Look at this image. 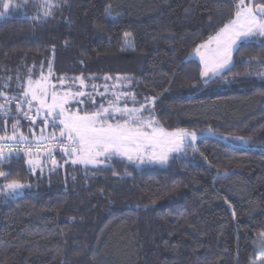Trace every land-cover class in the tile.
Here are the masks:
<instances>
[{"label":"trees","instance_id":"16d2710c","mask_svg":"<svg viewBox=\"0 0 264 264\" xmlns=\"http://www.w3.org/2000/svg\"><path fill=\"white\" fill-rule=\"evenodd\" d=\"M49 3L45 16L33 0H12L0 16V91L19 100L9 79L45 66L68 85L83 76L87 92L118 84L129 108L152 109L144 118L196 132L199 151L94 168L56 156L55 168L35 172L25 158H0V171L11 172L0 184L29 185L0 193V264H264L255 252L264 235V38L240 45L230 71L207 85L191 59L234 17L237 0ZM98 108L87 102L78 112ZM21 116L0 119V136L19 120L18 134L34 141L43 123Z\"/></svg>","mask_w":264,"mask_h":264},{"label":"snow or ice","instance_id":"6c2138e0","mask_svg":"<svg viewBox=\"0 0 264 264\" xmlns=\"http://www.w3.org/2000/svg\"><path fill=\"white\" fill-rule=\"evenodd\" d=\"M12 7V0H0V8L4 10L0 11V16H6ZM44 15H51V12H45ZM257 36L264 37V3L254 4L253 0H237L234 17L224 24L214 36H210L205 43L197 45L195 48V55L199 56L203 66L200 71L202 82L207 85L222 77L225 71H230L233 51L238 50L240 45L250 42ZM124 43L128 47L132 46L127 33ZM46 79V77H42L33 86L32 78L29 76L28 87L23 91L18 101L17 97L9 98L0 91V97H4L5 100V103H0V110H3L6 115L10 111L6 105L17 101V113L22 112L25 119L31 120L29 113L34 107L33 102L35 101L39 105L36 109L37 112L44 110V123L46 125L50 123L53 129H60L59 138L55 131L44 136L42 130V134L38 138L39 141L61 144L60 151L72 157L71 163L74 165L98 167L117 157L125 158L129 162L166 164L173 153L184 152L188 148L194 152L199 151L195 143L198 138L196 132H189L186 129L167 131L158 124L152 115L144 118L143 114L146 111L152 112V109L146 104L140 105L139 108H129L127 105L128 94H124L123 107L119 104L121 96L114 94L115 100H109L107 107L101 104L99 111L90 114L85 112L81 115L79 112H67L65 107L68 104L67 95L58 97L55 90L51 92V102L49 103V91L45 86ZM105 79H111V77H105ZM75 81L79 82L80 89L87 87L83 76L74 78V83ZM65 83L66 81L61 78L60 84L64 85ZM72 87L73 85L70 84L67 91L71 92ZM92 88L95 91L97 86L92 85ZM107 91L108 87L105 86V93ZM105 93H99V95L104 96ZM71 95L73 99L87 96L89 101L95 104V99L90 93L78 89ZM131 98L135 103V97ZM155 99V97L151 98V102L154 103ZM78 102L83 103L84 101L79 100ZM25 103L28 105V112L22 110V105ZM33 123L35 122L33 121ZM18 128L19 120L12 125L10 136H0V140L15 142V147L11 144L0 145V158L10 160L12 154L18 150L24 151L29 156L33 154L32 147L19 149L20 144H30L31 141L22 132L18 134ZM5 148H7V154ZM45 151L48 158L52 159L53 166H56L57 161L52 157V149H45ZM65 162L67 163V161ZM28 163L34 172L36 169L42 170L44 165V161L40 159H29ZM108 166L111 167L110 164ZM10 175V171H0V178L4 180H8ZM113 175H117V173L113 172ZM26 187L29 185L13 179L0 184V193L12 196Z\"/></svg>","mask_w":264,"mask_h":264},{"label":"rangeland","instance_id":"374dc122","mask_svg":"<svg viewBox=\"0 0 264 264\" xmlns=\"http://www.w3.org/2000/svg\"><path fill=\"white\" fill-rule=\"evenodd\" d=\"M35 2H37L40 6V9L41 11H44L47 9V11L49 12L51 10V8L53 7L52 4L49 3V0H33ZM258 38H264V37H259L257 36ZM255 37V38H257ZM125 41V38L122 42V46H123V49L124 50H131L132 47H128L125 45L124 43ZM235 51V50H234ZM233 51V53H234ZM232 53V55H233ZM191 59L199 62V64L201 65V70H202V64L200 63V58L199 56H196L195 55V51L193 52L192 56H191ZM42 77H46L47 79L45 80V86L48 88V91H49V103L51 102V92L53 90H55L58 94V97H64L67 95V98H68V104L65 105L66 109H67V112H71V113H76L78 112V109H82L84 107V105L89 102V99L87 98V96H84V97H77L75 99H73L71 93H74L76 92L78 89L79 90H82L86 93H90L94 99H95V104H99V106L101 104H104L105 107L108 106V101L109 100H115V95H120L121 96V100L119 101V104L121 107L124 106V100H125V93H123L121 90H120V86L118 84H113L111 86H107L108 87V91L105 93V86L101 87V88H96L95 91L91 90V91H86L85 88H82L80 89L79 88V82H76L75 85H73V87L71 88V92H68V83H65L64 85H61L60 82H57L51 75V71H50V68L48 66H45L41 69V71L35 75V76H31L32 78V81H33V86H35V82L36 81H39L42 79ZM29 78V77H28ZM28 78L24 77V80H21L23 78H20L19 76H15L13 78H10L9 81H8V86H10L12 88V93L14 95H17V96H22V93L23 91L28 87ZM202 80V78H201ZM54 86V87H53ZM99 93H105L104 96H101L99 95ZM115 94V95H114ZM30 98V97H29ZM79 100H83L84 102L83 103H79L78 101ZM127 101H128V97H127ZM26 104V103H25ZM34 104V107L32 108V112H33V115L35 117V120H36V123L37 122H41L43 123V128L41 129V132L40 134L34 138V140H39L38 138L41 136L42 134V130H43V135L44 136H48L50 133L52 132H56L57 134V137H59V131L60 129L59 128H56V129H53L49 124H45L44 123V120H45V115H44V110L42 109L39 113L37 112V108L39 107V105L34 101L33 102ZM92 104V103H91ZM95 104H92L93 106ZM27 105V104H26ZM127 105H128V102H127ZM28 107V105L26 106ZM100 108H98L97 111H99ZM67 112H66V115H67ZM83 115V114H81ZM145 118H148V116H145ZM50 119V118H49ZM114 122V121H113ZM58 123V121H57ZM49 128V129H48ZM198 140V138H197ZM196 140V141H197ZM196 143V142H195ZM185 152V151H184ZM184 152H180V153H173L172 155H170L169 158H171L172 156H181L182 154H184ZM66 160H67V163L71 164V165H74L71 163V159L72 157H65ZM117 158H120V157H117ZM120 159H123V160H126L125 158H120ZM33 160H37V159H33ZM42 160V159H40ZM44 161V165L47 164V168L51 167V168H55L56 166H53L52 164V160H43ZM127 161V160H126ZM129 162V161H128ZM27 163H28V160H27ZM136 166H141V165H153V164H156V165H162V164H159V163H156V162H152V163H148V162H144V163H139V162H130ZM75 165H80V166H83V167H89V168H94V166H91V165H88V166H85V165H82V164H75ZM28 166L30 168H32L29 163H28ZM43 169V168H42ZM33 170V168H32ZM37 170V169H36ZM41 170V169H39ZM9 196V195H8ZM262 245L259 246L258 248H256L255 252L257 254H259V258L263 259L264 260V235L262 237Z\"/></svg>","mask_w":264,"mask_h":264},{"label":"built area","instance_id":"2783aa9c","mask_svg":"<svg viewBox=\"0 0 264 264\" xmlns=\"http://www.w3.org/2000/svg\"><path fill=\"white\" fill-rule=\"evenodd\" d=\"M18 101V100H17ZM17 101H13L10 105H6V108L10 109V111L7 112V114L5 115L3 110H0V119H9V118H15V115L17 113L16 110V103ZM5 103V102H4ZM24 106L22 105V108ZM23 112H28L29 109L28 107H24ZM29 115L31 116V120L30 119H25L23 117V114L21 116V119L24 123L26 124H34L33 121L36 123L35 117L33 115V112L31 111L29 113ZM59 138V137H58ZM66 139H65V143H66ZM13 145L15 147V142L14 141H7V140H0V145ZM27 147H32L34 152L31 156H29L28 154H26L24 151H17L14 152L12 154V157H22L25 158L26 160L29 159H46V160H52L48 158L47 152L45 151V149H52V157L55 158L56 156H67L65 155L63 152L60 151L61 148V144L59 143H52L51 141H39V140H34L31 141L30 144H20L19 145V149H24ZM37 148L39 149L37 151ZM5 153L7 154V148H5Z\"/></svg>","mask_w":264,"mask_h":264},{"label":"crops","instance_id":"0c3cea01","mask_svg":"<svg viewBox=\"0 0 264 264\" xmlns=\"http://www.w3.org/2000/svg\"><path fill=\"white\" fill-rule=\"evenodd\" d=\"M26 105V104H25ZM27 106V105H26Z\"/></svg>","mask_w":264,"mask_h":264},{"label":"water","instance_id":"95a60500","mask_svg":"<svg viewBox=\"0 0 264 264\" xmlns=\"http://www.w3.org/2000/svg\"><path fill=\"white\" fill-rule=\"evenodd\" d=\"M2 159V158H1Z\"/></svg>","mask_w":264,"mask_h":264}]
</instances>
